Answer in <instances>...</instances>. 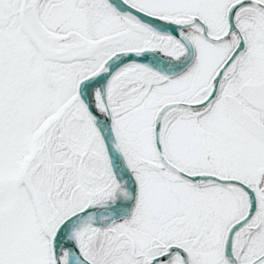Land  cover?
I'll return each instance as SVG.
<instances>
[{
    "label": "snow or ice",
    "instance_id": "1",
    "mask_svg": "<svg viewBox=\"0 0 264 264\" xmlns=\"http://www.w3.org/2000/svg\"><path fill=\"white\" fill-rule=\"evenodd\" d=\"M0 264H264V0H0Z\"/></svg>",
    "mask_w": 264,
    "mask_h": 264
}]
</instances>
